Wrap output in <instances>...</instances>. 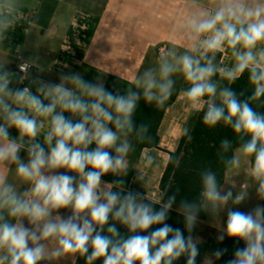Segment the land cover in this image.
I'll return each mask as SVG.
<instances>
[{
  "label": "clouds",
  "instance_id": "clouds-1",
  "mask_svg": "<svg viewBox=\"0 0 264 264\" xmlns=\"http://www.w3.org/2000/svg\"><path fill=\"white\" fill-rule=\"evenodd\" d=\"M19 18L18 0H0V40ZM185 35L194 42L191 49H162L157 65L138 73L123 93L108 90L100 77L88 81L62 72L54 83L33 76L27 61L19 72L8 68L10 61L0 62V264H42L70 254L85 264H176L182 257L197 264L200 248L192 232L201 212L226 213L218 241H243L225 264H264V204L240 211L235 206L248 194L223 188L210 168L200 174L198 198H181L178 205L175 192L165 191L157 208L144 193L125 189L127 157L134 151L129 137L152 141L149 126L134 119L137 107L142 100L163 107L180 75L188 83L185 98L204 111L203 123H223L236 134L240 147L231 156L232 142L221 141L224 166L236 169L241 156L253 158L250 176L264 201V113L250 103L264 97V0H218L213 10L187 19ZM226 47L235 62L221 68L216 54ZM245 71L253 91L244 99V91L214 79L219 73L234 83ZM154 163L147 154L144 167ZM107 174L119 179L107 182ZM141 180L138 173L134 182ZM174 208L184 229L166 223ZM226 252L217 248L212 256L219 260Z\"/></svg>",
  "mask_w": 264,
  "mask_h": 264
},
{
  "label": "crops",
  "instance_id": "crops-1",
  "mask_svg": "<svg viewBox=\"0 0 264 264\" xmlns=\"http://www.w3.org/2000/svg\"><path fill=\"white\" fill-rule=\"evenodd\" d=\"M20 18L13 29L0 40V62L10 61L8 68L18 72V57L31 63L33 76L59 82L60 73H79L83 78L94 68L106 84L109 77H117L133 84L134 78L145 68L157 65L160 47H176L179 52L189 50L194 42L186 38L187 19L201 9L213 10L218 0H18ZM55 26V34H50ZM54 29V30H55ZM264 47V45H261ZM222 53L221 68H230L234 57L227 47ZM219 74V73H218ZM220 76V75H219ZM177 84H187L180 75ZM221 78V76H220ZM30 82L25 81V85ZM23 87L24 85H20ZM188 87L180 85L176 99L167 108L159 133V149H144L135 165L129 189L144 193L152 202L160 204V182L180 139L192 124L194 109L184 96ZM206 99V98H205ZM11 135H17L15 129ZM43 141V131L39 137ZM237 151V150H236ZM236 153V152H235ZM151 154L155 163L144 167V158ZM26 158V153H21ZM63 171V170H61ZM226 175L225 186H237V179ZM140 182H134L137 174ZM9 179L16 182L14 170ZM73 174V173H69ZM229 182V183H228ZM260 204H264L261 201ZM62 214H66L62 212ZM206 213L204 224L222 230L223 226L210 223ZM55 247L52 242L49 250ZM77 255L52 259L42 264H75Z\"/></svg>",
  "mask_w": 264,
  "mask_h": 264
},
{
  "label": "trees",
  "instance_id": "trees-1",
  "mask_svg": "<svg viewBox=\"0 0 264 264\" xmlns=\"http://www.w3.org/2000/svg\"><path fill=\"white\" fill-rule=\"evenodd\" d=\"M216 57L219 65L222 59V53H217ZM85 68L93 75L98 74V72L92 67L85 66ZM91 74L87 75L85 80L92 81ZM214 79L219 81L221 86L231 87L238 94L241 91H244L245 96L241 97V99L246 98L253 91V87L249 82V73L247 71H245V73H243L234 83H230L226 79L220 78L219 74H217ZM105 86L110 91H116L119 89L121 93H123L127 87H131L133 84L111 76L108 78ZM175 99L176 94H173L163 107H156L153 104H147L143 100L138 105L134 119L137 124L143 122L149 126V134L152 137V141L139 142L134 136L129 137L134 145V151H132V157L128 158L129 171L127 176L124 177L126 190L129 189L131 179L134 175L135 165L139 160L142 151L144 149L160 148L161 137L159 129L167 108ZM250 103L255 110L264 113V97H262L259 101H253ZM203 114L204 111L202 110L195 115L192 124L180 139L176 151L169 153V161L160 182V191L162 196L165 191H168L169 195L175 192L177 194V205L181 198L190 201L198 198L199 191L201 190L200 174L206 168H210L216 173L217 179L223 187L226 175L230 170L224 166L219 156L221 141L228 139L232 142V149L229 153H227L228 156L233 155L240 147L236 134L233 132L231 127L225 126L223 123L217 124L215 127H209L203 123ZM250 160L252 163L253 158L250 157ZM103 179L107 182H112L119 178L114 177L111 174H107L103 177ZM154 204H156L157 208L159 207V204ZM205 220L206 213L201 212L198 223L192 232V236L194 238L197 239L199 234V222ZM166 223L172 225L173 227L184 229L183 217L175 210V208L170 211L169 218ZM117 227L120 229L122 234H126L127 229L120 225H117ZM187 235L188 233L185 230V236ZM217 237L218 236L214 234L207 240L200 241L197 239V243L200 248V255L197 258V264H203L207 259H211L214 264H225L227 260L232 258L235 247L244 246L243 241L237 245L233 239L225 237V239L220 242ZM217 248L227 249L225 255L219 260H216L212 256ZM75 264H85V259L78 255ZM96 264H102V262L97 261ZM176 264H186L185 258L182 257L176 262Z\"/></svg>",
  "mask_w": 264,
  "mask_h": 264
},
{
  "label": "rangeland",
  "instance_id": "rangeland-1",
  "mask_svg": "<svg viewBox=\"0 0 264 264\" xmlns=\"http://www.w3.org/2000/svg\"><path fill=\"white\" fill-rule=\"evenodd\" d=\"M156 63H158V61L156 60ZM90 72H86V76L90 75ZM85 76V77H86ZM92 76V81H94L97 78V75H93ZM85 79V78H84ZM180 85L183 86H187V84H183V81L180 82L179 86L178 84H176V90L173 94H175ZM132 157V152L129 153L128 157H127V162L129 163L128 158ZM250 165H251V160L250 157L249 158H244L243 156H241V166L239 168L233 169V172H231L229 174V179H233V177L238 178L237 180V186L233 187V186H225L226 189L228 188H232L237 194H248V199H246L243 203H241L238 206H235L236 208H238L240 211H249L251 208H253L254 206H256L258 203L260 204L261 201H259L256 197V193H255V188H254V182L250 176ZM226 181V179H225ZM229 183V182H228ZM233 205L230 203L229 205H227L226 207H232ZM208 219L210 223H215V224H219L224 226V224L226 223V213H221L220 215H212L210 216L208 214ZM198 229H199V234L197 239L202 241V240H207L209 237L215 235H219V230L212 228L206 224H204L202 221L199 222L198 224ZM203 264H214L213 261L211 259H207Z\"/></svg>",
  "mask_w": 264,
  "mask_h": 264
},
{
  "label": "built area",
  "instance_id": "built-area-1",
  "mask_svg": "<svg viewBox=\"0 0 264 264\" xmlns=\"http://www.w3.org/2000/svg\"><path fill=\"white\" fill-rule=\"evenodd\" d=\"M167 50V47H165V46H162V47H160L159 49H158V51H157V59L159 60V57H160V54H161V50ZM23 62V60H21V59H19V62H18V64H17V70H18V72H19V68H18V65L20 64V63H22ZM28 63V65L30 66V69H29V71H30V73L32 74V73H34V70H35V68H34V66L31 64V63H29V62H27Z\"/></svg>",
  "mask_w": 264,
  "mask_h": 264
}]
</instances>
